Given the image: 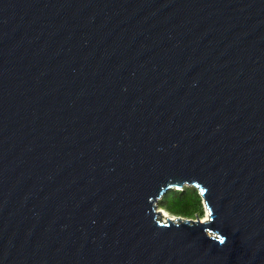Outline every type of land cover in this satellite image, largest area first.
Here are the masks:
<instances>
[{
    "label": "water",
    "instance_id": "water-1",
    "mask_svg": "<svg viewBox=\"0 0 264 264\" xmlns=\"http://www.w3.org/2000/svg\"><path fill=\"white\" fill-rule=\"evenodd\" d=\"M0 264H264V0H0Z\"/></svg>",
    "mask_w": 264,
    "mask_h": 264
},
{
    "label": "trees",
    "instance_id": "trees-1",
    "mask_svg": "<svg viewBox=\"0 0 264 264\" xmlns=\"http://www.w3.org/2000/svg\"><path fill=\"white\" fill-rule=\"evenodd\" d=\"M160 205L175 216L195 219L205 214L203 199L195 186L184 185L181 189H172L163 197Z\"/></svg>",
    "mask_w": 264,
    "mask_h": 264
},
{
    "label": "bare ground",
    "instance_id": "bare-ground-1",
    "mask_svg": "<svg viewBox=\"0 0 264 264\" xmlns=\"http://www.w3.org/2000/svg\"><path fill=\"white\" fill-rule=\"evenodd\" d=\"M160 212H161L160 216L162 215V217L164 219H166V218H173V216L170 213H168V211H166L165 209H160ZM205 219H207V218H205ZM166 220H163V221H166Z\"/></svg>",
    "mask_w": 264,
    "mask_h": 264
},
{
    "label": "rangeland",
    "instance_id": "rangeland-1",
    "mask_svg": "<svg viewBox=\"0 0 264 264\" xmlns=\"http://www.w3.org/2000/svg\"><path fill=\"white\" fill-rule=\"evenodd\" d=\"M158 209L160 210V209H164V208H162V206L159 205ZM168 213H169V212H168ZM160 217H161L162 220H166V219H167V218L164 219V218L162 217V215H161ZM207 217H208V212H207V210L205 209V214H204L203 217H201V219L204 220V219L207 218Z\"/></svg>",
    "mask_w": 264,
    "mask_h": 264
}]
</instances>
